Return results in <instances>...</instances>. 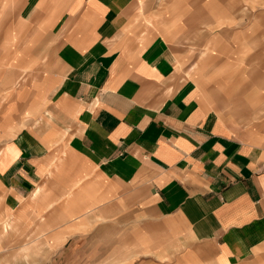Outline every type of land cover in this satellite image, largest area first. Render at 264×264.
I'll return each mask as SVG.
<instances>
[{
    "label": "crops",
    "instance_id": "obj_1",
    "mask_svg": "<svg viewBox=\"0 0 264 264\" xmlns=\"http://www.w3.org/2000/svg\"><path fill=\"white\" fill-rule=\"evenodd\" d=\"M0 264H264V0H0Z\"/></svg>",
    "mask_w": 264,
    "mask_h": 264
},
{
    "label": "rangeland",
    "instance_id": "obj_2",
    "mask_svg": "<svg viewBox=\"0 0 264 264\" xmlns=\"http://www.w3.org/2000/svg\"><path fill=\"white\" fill-rule=\"evenodd\" d=\"M15 83L14 81H11V84Z\"/></svg>",
    "mask_w": 264,
    "mask_h": 264
}]
</instances>
